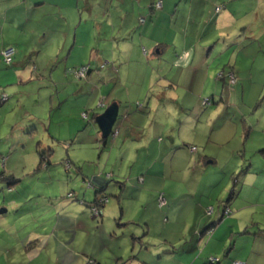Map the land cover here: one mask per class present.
Segmentation results:
<instances>
[{"label":"rangeland","instance_id":"374dc122","mask_svg":"<svg viewBox=\"0 0 264 264\" xmlns=\"http://www.w3.org/2000/svg\"><path fill=\"white\" fill-rule=\"evenodd\" d=\"M85 1L102 29L94 30L84 12L87 23L71 28V35L90 33L89 48L106 61L124 50L134 62H125L119 75L108 76L109 66L101 70L103 82L97 69L87 83L74 81L64 62H79L65 60L67 50L50 53L58 37L49 31L40 28L46 38L31 44L35 25L24 19L17 42L5 36L17 51L10 66L0 56V264H87L90 254H110L104 263L113 264L112 253L138 264L134 258L157 260L163 249L170 251L165 241L177 252L161 255L159 264H263L264 156L258 151L264 146V0H80L81 6ZM159 1L162 8L155 9ZM178 41L204 53L201 79L189 68L193 55L175 56ZM27 43L37 46L28 58ZM23 61L37 75L18 85L13 74ZM222 71L235 79L231 86L219 80ZM71 83L87 87L83 108L82 98L65 100L62 90ZM112 104L118 106L113 133H121L100 150L96 120ZM83 126L84 134L78 132ZM249 130L256 132L245 141ZM40 153L48 155V168L38 167ZM94 177L106 185L97 201L108 198L105 207L113 210L107 207L104 222L92 219L98 225L70 228L61 205L78 204L83 194L92 203ZM245 191L251 205H233ZM159 193L166 200L161 209ZM225 204L231 215L202 236ZM71 212L78 221L81 214ZM245 226L250 235L241 234Z\"/></svg>","mask_w":264,"mask_h":264},{"label":"crops","instance_id":"0c3cea01","mask_svg":"<svg viewBox=\"0 0 264 264\" xmlns=\"http://www.w3.org/2000/svg\"><path fill=\"white\" fill-rule=\"evenodd\" d=\"M112 3H113V0H109V4H112ZM85 4L86 5L81 6L80 0H50V2H49V0H0V44H1V50L7 46H13L12 44L9 43V40L5 41L6 37L16 39L17 36H21V34L23 32L22 33L20 32V26H21L20 24H22V22H24V19H25L27 21H33V23L35 25L31 29L32 30L31 33H29V37L32 38L31 44H33V40H35V39L38 41L40 39V37L42 39L46 38V36H47L46 32H43L42 34H40V32H39V29L42 28V31H49V34H51V36H53L54 38L58 37V39H54L55 41H51L50 46H48V49H49L51 54L55 55L57 53L60 56L62 52L67 50L68 51L67 52V58L65 60L73 58L79 62L78 65L77 64H70L67 61L64 62V65H65L64 66V72L67 69L75 68L77 66L85 64L86 59H88L89 62L87 64H92L91 63L92 60H94L96 63V65L92 64V67L95 70L97 69V72H98L97 74L99 75V78H100L99 82H103L102 75H101L100 71L106 69L108 66L110 67V70H108V72L106 73V74H109L108 76H110V75L113 76L114 73L119 75L118 71L125 62L130 61V60H131L130 62H134V59H129L127 57L128 55L124 52V50L122 52H120V54H122V55H120L118 58L116 57V55H112V57H110L111 61H106L102 58L101 51L99 49L89 48L90 45L92 44V42H91V40L86 39V37L90 36V33H87V32L85 33V31H84L81 33L80 38H77L76 33H75V36H74V34L71 35V28L74 27L75 30H79V28L82 25H85L87 23V20L84 17V12H85V10L89 9V11L91 13V6H88L87 1H85ZM109 12L110 11H108V13ZM33 19H35V20H33ZM93 28H94V30H96V29L100 30V29H102V26L94 23ZM37 32H39V34H37ZM17 41L18 40L16 39V42ZM37 41H35V42H37ZM35 42H34V44H35ZM164 44L167 46L166 43H164ZM175 45H177V46H179V48H181L179 54L174 53L177 58H179V57L183 58L184 56L189 57V54L193 55V59L190 60L191 64H190L189 68L191 70L197 72L196 75H197L198 79H201V77L203 76V73H205L202 70L204 65H205V63L203 61L204 53L203 52H197L195 47L193 49H191V46L193 44L192 45L190 44V46L187 47L186 41L185 42L178 41L175 43ZM168 46H170V45H168ZM36 47L37 46L30 45V43L29 44L27 43V45H24V53H26L25 57L28 54H29V57L31 54H34L36 51V49H35ZM142 50H144V49H142ZM16 51H17V49H16ZM144 51H143V54L145 55L146 51L145 52ZM55 56H57V55H55ZM26 58H28V57H26ZM83 60H84V63H83ZM127 64L128 63H126V65ZM19 65L22 67V69H17L15 74H13V76L16 77V79H15L16 84L21 85L23 83L30 82L32 80L34 74L37 75L36 72L32 71V69L29 68L31 66L29 64V62L25 63L23 61V63L22 64L20 63ZM101 65H104V68L100 69ZM197 67H200V69H197ZM37 72H38V69H37ZM129 72H130V70L128 69L126 74H128ZM90 76H92V73L89 75V77L85 80L84 83L88 82V79L90 78ZM25 80H28V81L24 82ZM170 82H173V84H174L173 80H171ZM54 84L55 83H53V85ZM66 87L70 89L69 92L65 91ZM54 88L57 90L58 85L56 84L54 86ZM62 92L66 97L65 100H67L69 98L68 96H70V95H74L75 98L77 97L78 99L82 98L83 99L82 100L83 105L81 106V108H83L86 104V103H84V99L88 100V102L90 99L89 93L87 91V87L85 84H83V85L79 84L77 86V85H75V83H71V84H69V86H65L63 88ZM55 99H57V101H60L59 95H56ZM51 101H53V100L51 99ZM74 106H75V104L72 105V107H74ZM48 107H49V104H47V108ZM58 108H62L61 102L58 104ZM87 117H88V115H87ZM86 120H88V118ZM247 122L248 121L244 120V123H247ZM157 125L160 126L161 122H157ZM81 128L82 129H78L79 130L78 132L82 131V133L84 134L86 132L87 127L83 126ZM33 130H35V129H33ZM95 131H96V128L92 127V131L90 132V134H88V137L90 138V142L93 141V136H95L94 135ZM116 131H117V134L115 136H119L121 133L120 129H117ZM254 132H256V131H254ZM254 132H251L250 130L248 132H246L245 141L249 140L250 135ZM49 135H50V133H49ZM97 137H98V134L96 135V138ZM99 143H101L100 140H99ZM244 146H245L244 154H246L247 145L245 144ZM98 147L100 148V150H102V147H103L102 143ZM262 147H264V146H262ZM249 166H251V164ZM256 179H258V177H256ZM92 180H93V182L90 184H91V186H92L91 188L94 192V199H96L97 198L96 191L101 190V189L105 190L106 185H104L101 181L96 180L95 177ZM242 189L240 192H242ZM112 193L115 194V192H112ZM247 194H248V192L245 191V194H243L241 196V198L237 199L238 202L234 201L233 205H237L238 203H240L239 206L251 205L250 195L249 194L247 195ZM256 195L258 197L259 194L256 193ZM84 198H85V195L83 194L82 198L78 201L79 202L78 204L69 203V204H67L68 205L67 207L61 205V208H64L63 210H65L66 220L68 221L70 228H76V230H81L82 226L85 227V224L87 226L88 225L91 226L92 224H97L96 222H94L91 219L89 209L86 207V205L90 204V203H86L85 201H83ZM153 199L155 200L154 196H153ZM81 202H82V204H81ZM108 204H109V202H108ZM107 207H108V209L113 210V206H106L105 209L102 210L103 216L106 215ZM120 209H121L120 214H122V208H120ZM71 211L72 212L76 211L77 213L81 214L78 221L75 217H72L70 215ZM59 216H60V214L58 215V217ZM231 226H232L231 228H233V227L235 228L236 223L232 222ZM99 227H101V224H99ZM66 228H67V222H65L64 230ZM95 228H96V226H95ZM242 228L240 230H242ZM246 228H247V226H245L243 231H241V232H244V231L247 232V234H245L244 236L251 234L248 231V229H246ZM262 231H264V230H262ZM259 232H260V235L262 237H264V232L263 233H261V231H259ZM165 243H167V242L165 241ZM168 244H170L171 250L169 251V250L163 249V251H161L157 255V256H159V258H162L161 255H164V254L172 255V254H175L177 252V250L174 246L175 243H168ZM69 251H70V249H69ZM261 254L264 255V247L262 249ZM28 256L33 259L32 253L28 254ZM108 256H110V254L105 256V257L104 256L102 257L99 255L97 257H94V260H96V262H99L101 260V264H108V263H104L105 260L108 258ZM83 257L88 258V256L85 254H83ZM155 258H156L155 256H149V257L141 258L140 261H143L144 263H147V264H159V258L157 260ZM88 259H93V257H91V254H90ZM118 259L119 258H116V259L114 258L113 253L111 254V260H112L113 264H115L116 260H118ZM134 260L137 261L139 264L138 259H134ZM243 264H251V263L249 261H247L246 263H243Z\"/></svg>","mask_w":264,"mask_h":264},{"label":"trees","instance_id":"16d2710c","mask_svg":"<svg viewBox=\"0 0 264 264\" xmlns=\"http://www.w3.org/2000/svg\"><path fill=\"white\" fill-rule=\"evenodd\" d=\"M160 5L159 6H157V7H155V9H157V8H159V9H161L162 8V1H159L158 2ZM158 3H157V5H158ZM92 7V6H91ZM90 8V7H89ZM148 10H149V12H150V14L152 15V13L154 12V9H153V4L152 5H150L149 6V8H148ZM221 10V8L220 7H217L216 8V12H219ZM85 12H88L89 13V15L91 16V19H89L88 21H92L93 22V24L94 23H97V24H99L100 22L98 21L100 18H97V17H95V16H92L93 15V11H92V8H91V13H90V11H89V9L88 10H85ZM150 14H149V16H150ZM141 18L142 17H140L139 19L141 20ZM144 20V22H145V18L143 19ZM100 24H102V23H100ZM159 45H161V46H164V47H167L165 44H163V43H161V44H159ZM6 48H13L14 49V51H15V53H14V56H15V54H16V49H15V47H13V46H7V47H4L1 51H0V54L2 53V51L4 50V49H6ZM144 51V50H143ZM145 52V51H144ZM146 54V53H145ZM1 56V55H0ZM14 56H13V58H14ZM1 59H2V62H3V57L1 56ZM12 62H13V59H12ZM4 63V62H3ZM5 64V63H4ZM12 64V63H11ZM6 65V64H5ZM6 66H10V65H6ZM83 67H86L87 69H86V71H85V73H84V76L83 77H78L77 75H78V73H79V71H80V69L81 68H83ZM101 68H104V65H101L100 66V69ZM94 70L95 69H93V67H92V64H83V65H80V66H77V67H75V68H71V69H67L66 71H65V75L66 76H68V77H71L72 79H74V80H76V81H85L88 77H89V75L91 74V73H93L94 72ZM232 70V69H231ZM230 70V71H231ZM229 71V72H230ZM229 72L226 74V76L224 75V71H222V73L221 74H219V75H221V76H223V79L221 78V79H219V80H221L223 83H224V85H229V86H231L232 84H230L229 83ZM219 77V76H218ZM227 83V84H226ZM4 96V95H3ZM3 96H2V98H3ZM5 100H7V97H5ZM5 100H3L2 99V102L3 101H5ZM210 103V100L209 99H207L206 101H205V103L204 104H207L208 102ZM83 114H85L86 115V117L84 118L82 115ZM81 116H82V118L83 119H87L88 117H87V114L86 113H83ZM93 117H95V116H93ZM155 122L156 121H153V124H155ZM114 133H113V129H112V132H111V134L110 135H113ZM108 138H109V136L107 137V138H102L100 141H101V143H102V145H103V147H102V149L104 148V147H106V145H107V141H108ZM192 147H194V146H191V147H189V152L190 153H192L191 152V148ZM194 148H196V147H194ZM196 152V151H195ZM258 153L259 154H261L262 156H264V147H262V148H260L259 149V151H258ZM192 154H194V153H192ZM50 165V163H49V158H48V155H43L42 153H40V163H39V165H38V167H40V169L42 168V167H44L45 166V168H48V166ZM140 179L141 178H139L138 179V181H140ZM142 180V179H141ZM235 181L237 182V180L235 179ZM139 183H143V180L141 181V182H139ZM235 183V182H234ZM104 191V189H101V190H98V191H96V195H98V194H100V193H102ZM70 198H72L71 196H69ZM97 198H98V196H97ZM103 199H100L99 201H97V199H94V201L92 202V203H90V204H87L86 205V207L89 209V213H90V217H91V219H99L101 222H104V220L102 219V208H104L105 207V205L107 204V200H108V198H106V197H102ZM117 198H119V196L117 197ZM159 198H162L164 201H165V203L163 204V205H161L160 203H159ZM99 199V198H98ZM102 200H104V201H102ZM157 202V203H156ZM155 203L157 204V206H158V208H163L164 206H166V200H165V198H164V195L162 194V193H159L158 194V196H157V198H156V201H155ZM81 204H82V202H81ZM228 206L225 204V205H223L222 206V211H219L218 212V214H217V216H216V220L215 221H213V223H211V225H209V226H207L206 228H204L202 231H201V235L203 236V235H211V233L213 232V229H214V227L215 226H217L220 222H222L223 221V219L225 218V217H228V216H230L231 215V211L229 210V208H227ZM102 209V210H101ZM225 210H228L229 212L227 213V214H224V212H225ZM121 213V212H120ZM212 213V212H211ZM103 220V221H102ZM96 221V220H95ZM99 224H101V226L103 225L102 223H100L99 222ZM264 232V231H263ZM146 234V232L144 233V235ZM241 234H243V235H245V234H247V232H242ZM168 243H170L169 241L167 242V244ZM25 250V249H24ZM158 258H159V256H158ZM134 259H136V258H134ZM34 261V259H32L31 260V262H33ZM126 262L127 261H122L121 259H118V260H116V262H115V264H126ZM209 263H211V264H214V263H219V261L217 260V259H211L210 260V262ZM233 263H237V262H233ZM232 263V264H233ZM87 264H101V262H96V260H94V259H88L87 260ZM139 264H147V263H144L143 261H139Z\"/></svg>","mask_w":264,"mask_h":264},{"label":"water","instance_id":"95a60500","mask_svg":"<svg viewBox=\"0 0 264 264\" xmlns=\"http://www.w3.org/2000/svg\"><path fill=\"white\" fill-rule=\"evenodd\" d=\"M117 118L118 106L116 104H112L108 106L106 111L96 120L97 126L102 134V138L110 136Z\"/></svg>","mask_w":264,"mask_h":264},{"label":"built area","instance_id":"2783aa9c","mask_svg":"<svg viewBox=\"0 0 264 264\" xmlns=\"http://www.w3.org/2000/svg\"><path fill=\"white\" fill-rule=\"evenodd\" d=\"M159 5H160V4H158V6H159ZM14 53H15V51H14L13 48H6V49H4V50L2 51L1 56L3 57V62H4L6 65H11V63H12V59H13V56H14ZM86 69H87L86 67L81 68L77 76H78V77H83V76H84V73H85V71H86ZM229 79H230V77H229ZM234 82H235V79H232V78H231V79L229 80V83H231V84H233ZM2 99L5 100V97H3ZM82 116H83L84 118L86 117L85 114H83ZM114 135H116V132L114 133ZM190 150H191L192 153H195L196 148L192 147ZM102 201H104V200H102ZM159 203H160L161 205H163V204L165 203V201H164L162 198H159ZM209 212L211 213L212 210H210ZM228 212H229V211L226 210V211L224 212V214H227ZM233 264H238V263H233Z\"/></svg>","mask_w":264,"mask_h":264},{"label":"clouds","instance_id":"9594fccd","mask_svg":"<svg viewBox=\"0 0 264 264\" xmlns=\"http://www.w3.org/2000/svg\"><path fill=\"white\" fill-rule=\"evenodd\" d=\"M116 132V131H115Z\"/></svg>","mask_w":264,"mask_h":264}]
</instances>
